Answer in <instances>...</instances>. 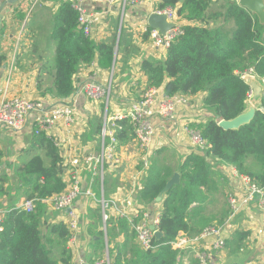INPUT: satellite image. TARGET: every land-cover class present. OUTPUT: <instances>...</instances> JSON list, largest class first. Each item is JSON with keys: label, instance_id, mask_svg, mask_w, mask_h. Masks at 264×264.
<instances>
[{"label": "trees", "instance_id": "trees-1", "mask_svg": "<svg viewBox=\"0 0 264 264\" xmlns=\"http://www.w3.org/2000/svg\"><path fill=\"white\" fill-rule=\"evenodd\" d=\"M214 2L161 0L158 5V9L175 8L180 19L189 23L183 25V33L172 42L164 58L143 59L141 69L148 77L147 88L155 87L170 97L206 92L203 102L210 115L200 128L209 147L202 155L189 153L175 170L157 158L153 160L141 192L146 203L154 202L175 172L181 175V183L163 197L157 223L163 238L154 240L158 246L155 251L143 250L133 244L125 219H111L112 226L106 232L109 240L117 236L116 232L125 236L115 258L117 264H183V250L173 248L171 243L181 232L199 233L206 224L205 217L199 216L204 200L198 192H204L203 197L218 190L211 172L212 160L235 166L264 187V112L258 110L253 120L239 130H224L218 125L220 120L232 119L248 108L252 85L239 72L253 67L258 76L264 77V25L236 0H228L224 13L209 17L224 15L225 21L234 20V32L210 27L207 13ZM123 32L124 27L119 48ZM52 37L57 42L54 86L42 90L43 94L68 100L75 91L74 76L80 65L91 63L96 54L101 67H107L114 58L117 34L100 43L85 35L78 27V11L72 0H65L54 15ZM258 102L264 106V97ZM124 124L130 128L128 121ZM119 137L127 138V131H121ZM31 146V157L15 165L14 179L0 177L3 182L11 181L8 187L0 184V195L8 196L11 203L21 190L28 199H38L32 212L12 208L6 213L0 231V264H69L67 243L71 233L64 222L52 223L46 218V207L41 202L66 189L61 151L45 135L36 136ZM12 185L16 195L10 192ZM195 202L199 204L192 206Z\"/></svg>", "mask_w": 264, "mask_h": 264}, {"label": "crops", "instance_id": "crops-1", "mask_svg": "<svg viewBox=\"0 0 264 264\" xmlns=\"http://www.w3.org/2000/svg\"><path fill=\"white\" fill-rule=\"evenodd\" d=\"M9 1L12 0H0V93L8 98L21 96L35 101L40 100L44 108L47 109H52L62 103L71 102L82 118V122L77 126L76 142L83 146L94 145L98 151L100 149L99 144L97 145L98 133L103 110L101 103L94 105L89 100L84 94L83 88L87 83H106L113 60L107 67H101L99 65V55L96 54L94 62L99 66V69L95 66H85L81 70L79 68V71L74 76L75 92L68 100L58 99L49 93L43 94V83L49 82L48 79H45V76L50 73L46 67L43 46L37 44L34 38L39 33L38 25L43 20L46 10H51V18L49 20H51L53 25V17L57 13L60 4L58 0H43L41 5L36 4L34 6L33 3L39 0H17L14 3H9ZM236 1L238 2V0ZM118 2L120 0H117L116 5ZM160 2L161 0H147L145 3L129 7V10H127L128 18L131 22H124V25L130 26L128 30L129 36L126 42L120 48L118 47L117 50L113 84V109L122 108L128 105L131 100L141 99L145 89H147L148 77L141 69L143 59H161L166 55L167 51L153 46L151 40L144 38V35L143 37L140 36L143 28L147 26L150 12L153 7H158ZM227 2L228 0H216L209 8L207 14L210 20V27H220L232 34L236 28L234 20L225 21L224 15L209 17L212 14L224 13L226 11L224 5ZM116 5L110 6L111 13H109L107 18L103 19L100 27L92 35L91 38L96 43L110 40V37L115 35L116 32L118 38L120 17ZM82 6L90 11L102 12L108 8L106 4L97 0H86ZM179 23L186 25L189 22L185 19H180ZM132 38L133 42L131 44ZM11 63L13 65L12 68ZM10 70H12V74H9ZM39 82L42 84L41 88H39ZM252 83L260 86L259 81L256 79ZM159 95L163 97V94L160 93ZM206 95V92L190 95L186 102L177 103L171 118L154 116L151 119L155 128L147 150L151 164L155 158L159 159L162 164H166L160 157V154L165 149H170L177 153V163L166 164L174 170L185 160L189 153L199 154L194 149L190 136L186 133L185 126H199L198 120L202 119V117H199L201 112L208 119L210 114L204 107L203 102ZM256 102L258 103V100ZM38 117L39 114L37 112H32L22 132H13L0 127V169H8L0 174V177L7 175L12 178L15 173V165L31 157V144L36 138L34 130ZM57 130L60 133L62 132L61 127L57 128ZM85 137H87V140L84 139ZM126 140V138L123 139V141ZM66 154L67 156L71 155V151H67ZM121 160L120 167H116L112 163L106 164L103 175V189L101 176L96 177L93 188L97 197L101 198L103 195L106 198L111 196L122 197L124 190L128 186L127 181L131 172L141 167L142 154L138 155L135 148L129 144L124 149ZM12 161L13 163H11ZM138 161L140 164H137ZM211 162L213 179L218 183V189L220 190L216 193H206L211 200L205 204L207 206H204L205 211L203 210L201 215H199L204 216L206 219V224L203 228L220 224L225 220L231 209L228 202L231 194L242 197L240 192L241 182L239 179L232 177L228 166L214 160ZM9 164L12 165L9 166ZM91 178L92 174L90 172L86 170L81 172V187L86 188ZM220 180H223L224 184L221 187H219ZM0 184L8 187L11 181L3 182L0 179ZM203 191L205 190L203 189ZM220 193L226 200V206L221 210H224V212L219 214L215 211H213L215 214L208 212V206H213V202L214 205L216 204L214 196ZM24 199L25 194L18 196L11 203L8 196L0 195V212L20 204ZM162 201L156 202L154 200V202L148 204L141 199V195L135 199L136 203L145 208L150 225L158 222L159 215L163 210ZM196 205L197 203L192 204V206ZM45 207L46 218L52 223L59 222L60 212L55 211L50 205H45ZM74 207L80 214V226L75 237L70 236L68 239L69 264H92L95 259L101 256L107 246L112 261L117 264L115 258L125 241V236L116 232L117 236L109 240L106 234L112 226L110 221L115 220V217L112 216L109 219L105 231L99 206L84 198H79L76 200ZM197 227L201 228L200 226ZM129 233L133 236V244L137 245L135 236L130 230ZM198 234L189 235L187 233V236L195 237ZM223 235L226 247L222 250L211 252L207 242L200 243L198 247L203 250L208 249L209 252L215 254L214 261L216 264H264V211L259 207L257 201H252L242 207L234 218L230 229L224 232ZM241 237L242 240H240ZM188 251L183 252L182 263L193 264L195 261L197 262Z\"/></svg>", "mask_w": 264, "mask_h": 264}, {"label": "built area", "instance_id": "built-area-1", "mask_svg": "<svg viewBox=\"0 0 264 264\" xmlns=\"http://www.w3.org/2000/svg\"><path fill=\"white\" fill-rule=\"evenodd\" d=\"M84 1L86 0L72 1V6L78 11L79 29L91 38L97 28L100 27L103 19L109 16V13H111L110 6L116 5L117 0H97L108 6L107 10L103 12L87 10L82 6ZM146 1L120 0L118 2V4L120 3L123 6L122 14H119L118 35L121 34L124 22L128 18L127 7H134ZM36 4L38 2H34L33 6ZM152 13L165 15L167 21L172 23L173 27L167 32L162 33L158 29H151L147 24L140 36L143 37L145 33H148V38L151 40L153 46L167 51L172 42L183 33V25L179 23L180 17L177 14V10L171 7L163 9L153 7L150 14ZM117 50L118 47H115L108 81L104 84L87 83L83 88V92L89 100L94 105L101 103L103 110L100 131L98 133L97 145L99 144L100 146L98 151L94 145L83 146L76 142L77 126L82 122V118L71 102L62 103L52 109H47L44 108L40 100L35 101L21 96L8 98L0 93V127L13 132H22L28 122L29 115L32 112L39 114V117L36 119L34 134L36 136L45 135L60 149L64 165L63 178L66 182V189L64 191L47 197L41 200V202L52 206L55 211L60 212L59 222H64L71 233L70 236L75 237L80 226V214L74 207V204L77 199L84 198L91 201L92 204L99 206L105 231L106 225L112 216L125 219L130 226V231L135 236L137 245L143 250L155 251L158 246L154 244L155 235L148 223L147 212L142 205L135 202V199L141 195L144 188V180L151 166L150 158L147 155V150L155 132L151 119L154 116L171 118L175 112L176 104L186 102L190 98V95L177 93L171 97L168 95L160 97V93L155 87H149L145 89L141 99L131 100L128 105L113 109V84L115 80ZM12 66L11 63V68ZM85 66H95L99 69L94 60L91 63L80 65L79 70ZM9 74H12V70L9 71ZM239 74L247 82H250L251 85L255 79L259 81L261 90L258 98L264 97V77L258 76L253 67H249L239 72ZM253 96L254 89L252 85L248 94V104L253 100ZM256 104L258 110L264 112V106L260 102H256ZM199 114V117H202L201 120H198L201 125L207 121V117L202 112ZM125 121L131 124L130 128H126ZM200 125L197 127L185 126V129L186 133L190 136L194 149L202 155L209 147V144L202 135ZM59 127L62 128L61 133L57 130ZM123 130H126L128 133L126 141H123L119 137V133ZM129 144L135 148L138 155L142 154L141 167L131 172L127 181L128 186L124 190L122 197L111 196L106 198L104 195L101 198L97 197L93 188L96 177L101 176V186L103 189V175L106 164L112 163L116 167H120L123 151ZM67 151H71V155L67 156ZM137 164H140L139 161ZM226 165L231 170L232 177L240 180L242 197L240 198L235 194L229 196L228 202L231 209L222 223L203 228L195 237H189L181 232L171 243L175 249L183 250V252L189 250L188 253L192 254L198 264H216L214 261L215 254L211 252L219 251L226 247L223 233L230 229L234 218L242 207L252 201H257L259 207L264 211V187L255 183L249 175L240 173L235 166ZM84 170L92 174L91 181L86 188L81 187V172ZM37 200L26 197L20 204L10 209L2 210L0 212V231L3 230L4 217L9 210L17 208L26 212H32ZM157 223L153 224L157 225ZM202 242H207L211 252L208 249L203 250L201 247H198ZM92 264H115L111 259L108 246Z\"/></svg>", "mask_w": 264, "mask_h": 264}, {"label": "rangeland", "instance_id": "rangeland-1", "mask_svg": "<svg viewBox=\"0 0 264 264\" xmlns=\"http://www.w3.org/2000/svg\"><path fill=\"white\" fill-rule=\"evenodd\" d=\"M42 2H43V0H39L38 1V4L41 5ZM63 2H64V0H58V3L60 5ZM128 8L129 7H127V10H129ZM117 9H118L119 14H122V9H123L122 4L119 3L118 6H117ZM50 18H51V10L50 9H47L46 12L44 13L43 20L38 25L39 33L37 34L36 38H34V40H35V42L37 44H40V45L43 46L44 57H45V60H46V67H47V69H48V71L50 73V74H47L45 76V79H48L49 82L46 83V84L43 83V87L46 90L47 89H50V88H53V86H54L55 67H56V47H57V42L52 37L53 25L51 24V20H49ZM126 21H130L129 18H127ZM126 26H127V28H126ZM129 28H130L129 25H127V24L124 25V32H123V36H122V43H125L126 40L128 39V36H129L128 30H129ZM116 34H117V32H116ZM132 42H133V38L131 40V44H132ZM84 139L87 140V137H85ZM160 157L168 165H170L171 163L172 164H175L178 161L177 153L173 152L170 149H165L160 154ZM250 162H251V160L249 161V163ZM11 163H13V161ZM10 165H12V164H9V166ZM6 170H8V169L7 168L6 169H0V174H2L3 172H6ZM11 175H12V173H11ZM11 179H14V175H13V177ZM220 182L221 183H220L219 187H221V186L224 185L223 184V180H220ZM219 190L220 189H218L217 191H219ZM10 192H12L14 195H16L18 193L16 191V189H15V186H13V185L10 188ZM201 192L202 191H199L198 192V195L202 199V201L204 200L203 201V204H204L205 207H207L205 204L207 202H209L211 200V198L209 196H207L206 193L202 197V194H204V192H202V193ZM19 194H20L19 196H21V195L24 194V192H22V190H21V191H19ZM214 197H215L214 200L216 201V204L214 205V202H213L212 203L213 206H210L209 205L208 208H207L208 212L213 213V214H215L213 211H215L217 214H219L220 212H224V210L223 211H221V210L226 206V200H225V198H223V195H221V193L220 194H216ZM25 198H26V196H25ZM195 203H197V205L199 204L198 202H195Z\"/></svg>", "mask_w": 264, "mask_h": 264}, {"label": "water", "instance_id": "water-1", "mask_svg": "<svg viewBox=\"0 0 264 264\" xmlns=\"http://www.w3.org/2000/svg\"><path fill=\"white\" fill-rule=\"evenodd\" d=\"M17 0L9 1V3H14ZM240 6L245 7L247 10L256 14L260 23L264 25V0H238ZM147 24L151 29H158L162 33L167 32L173 27L172 23L167 21L165 15L152 13L147 19ZM120 35L117 38L116 47L119 46ZM261 87L253 83L254 96L248 104V108L241 114L237 115L232 119H222L218 122V125L224 130H239L242 126L249 124L255 117L258 108L256 100L259 97ZM181 183V175L179 172H175L172 177L167 181L164 188L156 197V202H161L166 193H168L174 186ZM150 228L154 231L155 239L160 240L163 238L164 233L157 227L156 224H151Z\"/></svg>", "mask_w": 264, "mask_h": 264}]
</instances>
